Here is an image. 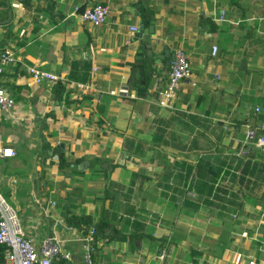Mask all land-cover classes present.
Instances as JSON below:
<instances>
[{"label": "crops", "instance_id": "obj_1", "mask_svg": "<svg viewBox=\"0 0 264 264\" xmlns=\"http://www.w3.org/2000/svg\"><path fill=\"white\" fill-rule=\"evenodd\" d=\"M98 4L110 9L106 23L83 22L82 10ZM151 18L152 51L162 59L157 84L139 95L133 65L146 42L130 27ZM4 48L16 60L0 84L15 107L11 116L0 111V136L15 155L0 157V192L38 247L55 232L70 264H83L88 228L68 217L100 225L105 213L95 264H264V147L247 143L243 127L250 119L264 126V0H0ZM176 48L192 77L167 109L156 94ZM26 65L60 80L30 86ZM74 65L86 82L70 80ZM124 84L136 99L108 93ZM62 156L87 175L94 158H105L111 185L60 170ZM35 169L45 180L38 190ZM107 189L113 200L101 204Z\"/></svg>", "mask_w": 264, "mask_h": 264}, {"label": "built area", "instance_id": "obj_2", "mask_svg": "<svg viewBox=\"0 0 264 264\" xmlns=\"http://www.w3.org/2000/svg\"><path fill=\"white\" fill-rule=\"evenodd\" d=\"M110 9L106 5H95L87 7L80 13V18L83 22L91 23L94 26H100L106 23ZM219 21L226 20V11L222 10L218 17ZM131 31H138L139 27L133 25L130 27ZM130 43V40L127 41ZM217 48L214 47V53ZM16 60L15 52L11 48L0 49V75L5 74L8 67ZM26 71L30 76V86L41 84L44 81H58L59 76L41 69L34 65H26ZM97 69V68H96ZM192 77V67L188 57L182 48H176L173 51L170 60V71L167 82L158 87L156 100L157 104L162 108H175L174 102L178 98L181 83L185 80H190ZM79 89L85 90L88 88L87 84L79 83ZM111 95L120 98L136 99L138 96L129 85H121L117 89L108 91ZM15 107V99L13 93L0 84V111L12 115V110ZM260 112V107L254 108V115ZM244 135L247 143H254L258 146L264 147V133L259 134L264 130V126L257 123L253 124L247 120L244 123ZM15 152L11 148H6L3 144V139L0 136V157L14 156ZM195 195V193H193ZM96 229L92 227L89 234L81 238L84 248V263L95 264L94 259V244ZM264 233V223H263ZM0 243L6 246L5 264H51L54 258L63 256L69 259L70 256L62 251L63 239L55 232L49 234L38 247L32 238H28L26 231L22 225L20 216L15 209L0 192ZM264 246V234H263ZM165 253L160 255L164 258ZM121 264H135L129 260H124Z\"/></svg>", "mask_w": 264, "mask_h": 264}, {"label": "trees", "instance_id": "obj_3", "mask_svg": "<svg viewBox=\"0 0 264 264\" xmlns=\"http://www.w3.org/2000/svg\"><path fill=\"white\" fill-rule=\"evenodd\" d=\"M69 78L70 80H75L77 82H86L89 78V75L87 72H85L84 74H82V76L78 75V71H77V67L74 65V67H72L71 72L69 74ZM251 122L253 124H257V122H255V120L250 119ZM249 120V121H250ZM161 132H163L162 130H158L157 133H155L156 137L154 139V141L158 144H160L162 142V138L161 135H159ZM264 133L263 131H260L259 134ZM79 162L78 159H72V160H68L66 159L65 156H62L58 162V166L59 169L62 171H66L68 168H70L71 174L72 176L75 175H82V177L85 178H103L105 181L110 182V169H108V167L105 166L104 163H106V159L105 158H94V160L92 161V164L90 166L89 169V174H85V172L81 169H78L76 167H74L72 164ZM72 165V166H70ZM138 174H134V177H137ZM111 185V182L109 183ZM81 189L80 188H76L75 192L70 193L69 196L71 195H75L77 194L76 192H80ZM110 196V192L107 189L106 192L104 193V195L98 199L99 202H101V204H103L105 202V200L107 198H109ZM116 199H117V195ZM72 197V196H71ZM71 197L68 200V207L69 210H71V213L73 210H75L77 208L76 204L71 203ZM111 201L113 200V195L110 196ZM103 216L100 219V225L99 224H94L92 225V220L91 217L90 218H77L76 215L71 214L70 217H68V222L70 224V226L73 227H77L78 225L80 226L81 224L86 225V227L88 228L86 235L89 234V231L92 227H94L96 229V233H95V239L96 241H98V239H100L101 237H103V229L104 226L108 224L107 219L105 217V213H102ZM96 243V242H95ZM95 245V244H94ZM5 251H6V246L2 243H0V264H5ZM51 264H70V262L64 258L63 256H60L58 258H54V260L52 261Z\"/></svg>", "mask_w": 264, "mask_h": 264}, {"label": "water", "instance_id": "obj_4", "mask_svg": "<svg viewBox=\"0 0 264 264\" xmlns=\"http://www.w3.org/2000/svg\"><path fill=\"white\" fill-rule=\"evenodd\" d=\"M154 24L155 20L154 18H151V24L149 26L146 27L142 24L138 30V35L142 36V42H146L145 46L142 44V46L139 47L133 65V69L135 70L136 91L139 95L145 94L147 88L152 90L157 84V77L154 68L156 65L160 64L162 57L154 55L152 51L151 38L154 33ZM146 48H148V50L145 52L144 50ZM144 54H146V58L144 57ZM147 82L149 83L147 84ZM44 152L46 153V158L53 155V150H44ZM44 164L42 165V168L44 167ZM47 178H49V176H47ZM32 182L35 184L37 190L41 183L45 185V180H38L37 169H35Z\"/></svg>", "mask_w": 264, "mask_h": 264}, {"label": "rangeland", "instance_id": "obj_5", "mask_svg": "<svg viewBox=\"0 0 264 264\" xmlns=\"http://www.w3.org/2000/svg\"><path fill=\"white\" fill-rule=\"evenodd\" d=\"M1 165H6L3 161H0V166ZM193 193H195V192H190V194H187V196H190L191 198H193L192 196H193ZM2 194L4 195V197L6 198V200L11 204V201H10V199H9V197L7 196V194H4L3 192H2Z\"/></svg>", "mask_w": 264, "mask_h": 264}]
</instances>
